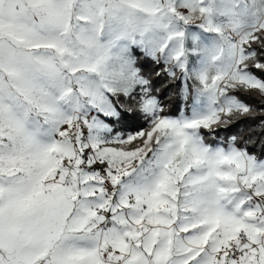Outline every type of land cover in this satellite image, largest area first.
I'll list each match as a JSON object with an SVG mask.
<instances>
[{
	"label": "snow or ice",
	"instance_id": "1",
	"mask_svg": "<svg viewBox=\"0 0 264 264\" xmlns=\"http://www.w3.org/2000/svg\"><path fill=\"white\" fill-rule=\"evenodd\" d=\"M0 264H264V0H0Z\"/></svg>",
	"mask_w": 264,
	"mask_h": 264
}]
</instances>
